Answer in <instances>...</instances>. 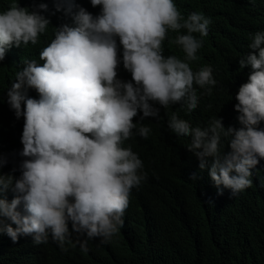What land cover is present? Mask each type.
I'll return each instance as SVG.
<instances>
[{
    "label": "clouds",
    "instance_id": "obj_1",
    "mask_svg": "<svg viewBox=\"0 0 264 264\" xmlns=\"http://www.w3.org/2000/svg\"><path fill=\"white\" fill-rule=\"evenodd\" d=\"M54 2L74 26L55 27L54 39L39 53L43 64L24 59L6 91L10 110L24 118L18 153L23 159L18 177L0 173V194L13 193L10 202L0 195V234L13 242L32 236L36 245L51 237L63 247L74 232L87 251L88 240L106 242L123 227L131 191L147 178L138 154L122 147L137 129L133 118L159 120L160 108L174 104L191 113L199 103L194 85L206 94L216 86L211 66L193 71L189 64L198 59L212 21L202 12L185 18L173 0H90L100 6L96 15L74 0ZM47 10L46 3L30 11L14 0L0 12V62L11 47L37 45L51 25L42 14ZM170 30H185L171 41L181 46L183 60L164 55ZM121 47L130 81L118 78ZM248 48L254 51L238 61L241 69H251L235 96L239 128H225L217 116L203 128L175 113L168 121L176 135L191 138L187 150L199 164L190 179L207 168L218 195L228 189L234 197L251 187L252 169L264 164V31L252 34ZM29 89L38 99L27 95ZM150 131L142 123L137 129L145 139ZM7 162L0 154V168Z\"/></svg>",
    "mask_w": 264,
    "mask_h": 264
},
{
    "label": "trees",
    "instance_id": "obj_2",
    "mask_svg": "<svg viewBox=\"0 0 264 264\" xmlns=\"http://www.w3.org/2000/svg\"><path fill=\"white\" fill-rule=\"evenodd\" d=\"M14 0H0V12L9 8ZM20 7L35 10L46 3L43 12L51 22L46 34L39 37L37 45L11 47L5 60L0 62V154L8 162L0 173L20 175L18 155L22 150L20 137L24 118L17 119L7 104L6 91L14 82L15 72L24 67V59L39 60L40 51L54 39V28L63 24L74 26L71 16L63 10L56 11L54 0H16ZM79 7L96 15L100 6L92 7L90 0H74ZM186 18L192 12H202L212 23L208 34L202 37L198 59L190 61L193 71L209 65L213 68L216 86L211 94L194 85L199 103L191 113L183 104L160 108V118L148 117L139 122L151 131L147 139L133 129V136L122 147H130L143 161L147 178L138 188H133L130 203L123 214V227L103 242L100 238L87 242L83 251L77 242V234L63 247L51 237L47 243L36 245L32 236H20L13 242L6 234H0V264H264V164L252 169V186L236 196L223 189L217 194L207 168L197 170L198 178L191 180L197 158L187 150L191 142L188 136H178L168 127L173 113L190 124L207 127L212 118H222L225 128H239L238 113L234 110L235 96L241 84L248 81L250 66L241 69L238 61L251 50V36L264 31V0H173ZM180 33H168L164 41V55H174L183 60L181 46L171 43ZM198 38L199 34H195ZM117 44L119 41L117 39ZM121 63L118 78L130 81L131 74L123 68L122 47L118 52ZM28 96L38 99L35 90ZM210 106V107H209ZM23 109V104H22ZM228 142L227 139H223ZM225 148H228L227 145ZM229 150V149H228ZM195 168V166H194ZM16 169V171H13ZM223 186H221L222 188ZM9 202L13 193L0 194ZM211 201V203H209ZM21 210V209H18ZM4 223L16 225L4 218ZM71 231V223L69 222ZM84 237L81 236L80 239Z\"/></svg>",
    "mask_w": 264,
    "mask_h": 264
}]
</instances>
